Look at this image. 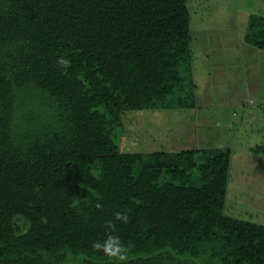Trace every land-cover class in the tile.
Segmentation results:
<instances>
[{
	"label": "trees",
	"instance_id": "16d2710c",
	"mask_svg": "<svg viewBox=\"0 0 264 264\" xmlns=\"http://www.w3.org/2000/svg\"><path fill=\"white\" fill-rule=\"evenodd\" d=\"M187 1L0 0V264H264V225L225 210L232 149L117 143L128 111L196 105ZM242 38L264 51V16Z\"/></svg>",
	"mask_w": 264,
	"mask_h": 264
},
{
	"label": "rangeland",
	"instance_id": "374dc122",
	"mask_svg": "<svg viewBox=\"0 0 264 264\" xmlns=\"http://www.w3.org/2000/svg\"><path fill=\"white\" fill-rule=\"evenodd\" d=\"M189 7L193 10L190 13V49L194 52L204 32L200 26H212L214 16ZM203 15L208 21L205 25L200 19ZM261 65L262 62L251 66V74H247L249 71L243 62L227 65L222 70L226 74L223 73L224 78L218 74L219 70L212 72L208 83L211 87L202 91L205 95L196 97L199 109L195 114L189 110L126 112L124 132L117 139L120 150L148 153L187 148L232 149L235 154L230 162L226 213L264 225V162L263 167H254L247 161L250 155L244 153L248 148L264 144V105L257 104L264 102V67ZM211 66L203 60L196 62L198 73Z\"/></svg>",
	"mask_w": 264,
	"mask_h": 264
},
{
	"label": "crops",
	"instance_id": "0c3cea01",
	"mask_svg": "<svg viewBox=\"0 0 264 264\" xmlns=\"http://www.w3.org/2000/svg\"><path fill=\"white\" fill-rule=\"evenodd\" d=\"M190 1L191 5L189 4ZM187 6L189 10V30L190 13L193 11L189 6L196 8L197 12L199 11L201 14L207 12L208 15L213 14L212 16H214V18H211V22H213L212 26H200V28L204 31L200 34V42L194 47V52L193 49H190L191 78L194 84V97L196 105L189 111L195 114L194 112L199 109L196 97L200 96V94L205 95V92L202 93V91H205V88L207 87H211L209 84L211 82L212 72L219 70L220 73L218 74L224 78V72L222 71L223 68L227 65H229V67L238 65L240 62H243V64L247 67V71H249L247 74H251L250 67L256 66L257 63L262 62L263 65L261 66L262 68L264 67V51L245 44L242 38L248 16L250 14L264 16V0H188ZM201 18L205 21H202L204 23L203 25H205L206 22L208 23L204 15L200 16V19ZM239 23L240 25L237 26ZM191 36L192 34L190 31V48L192 43ZM196 42L197 40L195 43ZM193 57H195V61H193ZM202 60L212 66L211 69L209 68L205 72L202 71L198 73V70L196 69V62ZM251 63L252 65H250ZM230 74H232L231 70ZM257 104L262 106L264 105V102L261 101ZM248 149L244 153L248 154L247 156L250 155V158H247V161L250 162L249 164L254 167H263L262 164L264 162V157L251 154ZM234 154L235 152H233L232 156Z\"/></svg>",
	"mask_w": 264,
	"mask_h": 264
},
{
	"label": "clouds",
	"instance_id": "9594fccd",
	"mask_svg": "<svg viewBox=\"0 0 264 264\" xmlns=\"http://www.w3.org/2000/svg\"><path fill=\"white\" fill-rule=\"evenodd\" d=\"M56 63L59 67L65 70L70 67V61L63 56L58 57ZM78 205L79 200L73 199L70 206L72 208H76ZM101 207L102 204L97 202L95 208L100 209ZM129 211L130 210H127L124 213L116 212L114 220H108L105 222L106 229L108 230V234L105 239L102 241L97 240L92 244L93 249L102 252L103 255L108 257L110 260L119 262H126L128 260L131 245H125L118 235H114L112 233L116 231L115 221H120L124 224L129 223Z\"/></svg>",
	"mask_w": 264,
	"mask_h": 264
}]
</instances>
